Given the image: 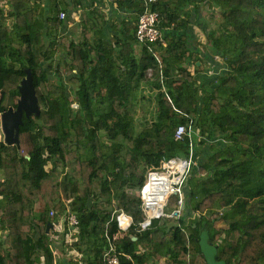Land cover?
I'll list each match as a JSON object with an SVG mask.
<instances>
[{"label": "trees", "instance_id": "16d2710c", "mask_svg": "<svg viewBox=\"0 0 264 264\" xmlns=\"http://www.w3.org/2000/svg\"><path fill=\"white\" fill-rule=\"evenodd\" d=\"M110 1L112 15L84 0H0V116L18 107L28 76L36 97L18 141L0 140V264H79L73 250L104 264L106 234L121 264H208L204 229L219 259L264 264V0H157L165 44L147 45L136 37L143 0ZM72 4L80 19L70 35L59 13ZM189 119L202 137L185 209L139 232L138 192L162 158L189 155L191 141L174 139ZM176 204L172 196L168 212ZM122 211L136 224L124 235Z\"/></svg>", "mask_w": 264, "mask_h": 264}, {"label": "built area", "instance_id": "2783aa9c", "mask_svg": "<svg viewBox=\"0 0 264 264\" xmlns=\"http://www.w3.org/2000/svg\"><path fill=\"white\" fill-rule=\"evenodd\" d=\"M98 1L105 6L111 5L110 0ZM156 1L157 0H143L145 9L139 17L136 28V37L140 45H147L158 41L165 44L163 32L159 28V13L151 9V5ZM59 17L60 19H65L67 17L66 11H61ZM154 56L160 69V79L162 80L163 90L167 93L168 88L164 81L165 75L161 58L157 53H154ZM146 73L148 76L152 75V69H148ZM196 136L202 137L196 130L192 119H189L187 123L178 125L174 132V139L176 141H184L188 138L191 141L192 148L190 149L189 155L184 157H164L161 159L158 167H153L148 170L146 180L138 192L141 199V211L143 216L142 220L137 224L139 232L150 229L153 221L156 219L164 217H181L186 206L184 188L192 169L197 163L194 158L193 146V139ZM210 140L213 141V139ZM172 196L177 197V204L171 212H168L167 209L169 208L170 198ZM50 215H54L53 210L50 211ZM114 217L117 220L120 235L128 233L132 225H136L133 217L123 211L119 213L114 212ZM53 224V228L58 230V224L55 222ZM78 224L79 220L76 214L70 213L68 216L67 229V239L69 241L73 240ZM106 237L108 240V247L103 255V263L121 264L120 255L116 250L112 237H110L109 234H106ZM73 253L78 256L79 264H86L84 261L79 260L81 254L78 251L73 250Z\"/></svg>", "mask_w": 264, "mask_h": 264}, {"label": "water", "instance_id": "95a60500", "mask_svg": "<svg viewBox=\"0 0 264 264\" xmlns=\"http://www.w3.org/2000/svg\"><path fill=\"white\" fill-rule=\"evenodd\" d=\"M27 78H28L27 79L28 85L30 88V91L28 94L29 101L24 95V88L22 86L21 88L22 96H21V100L19 102L18 107L15 109L13 108L9 109V111L4 112L1 117L3 131L6 136V140H5L6 142L13 143V142L18 141V135L16 134V132L18 129V125L21 121V115H22L23 110H25L27 113H30L36 110V97H35L32 83H31V78L30 76H28ZM88 203L90 206L92 205V198L88 200ZM55 223H58V222L56 221ZM53 225L54 224L52 222L48 223L47 232L51 228H53ZM199 244H200L201 251L204 254L208 264H228L227 261L221 260L218 258V247L209 240V232L207 229H204L201 232L200 238H199Z\"/></svg>", "mask_w": 264, "mask_h": 264}, {"label": "rangeland", "instance_id": "374dc122", "mask_svg": "<svg viewBox=\"0 0 264 264\" xmlns=\"http://www.w3.org/2000/svg\"><path fill=\"white\" fill-rule=\"evenodd\" d=\"M2 1H4V0H2ZM202 7L203 8L201 9V13L204 16V15H206V10L204 8L205 7L204 5ZM5 8H6V6H5ZM207 16H208V14H207ZM207 16H205V17L207 18ZM190 29H191L193 35L199 36L202 41L206 40V35L202 33L201 27L197 23H193L192 26H190ZM79 36L80 35H78V37ZM48 43H49V41H48ZM59 56H63V54L60 53ZM213 59H215V58H213ZM214 64H215V62L213 60L209 61L207 64V67H209L211 70V68H212V66H214ZM45 65L48 67V65L46 63H45ZM213 73H215L214 69H212L211 72H209L210 75H213ZM49 75H50V77L53 75V72L50 71V69H49ZM27 79L28 78H26V80H24L22 86L24 88V95L26 96L27 100L29 101V98H28L29 95L28 94H29L30 88H29ZM72 90L73 89L71 87H69V92H72ZM142 114H143V109L140 110L139 116H141ZM2 115H3V113L0 116V140H6V136H5V133H4L3 127H2V120H1ZM43 207H44V204L42 202H39L37 204L36 210L40 211L43 209ZM170 209H167V211H169ZM221 223H222V221H218V225L219 224L221 225Z\"/></svg>", "mask_w": 264, "mask_h": 264}, {"label": "crops", "instance_id": "0c3cea01", "mask_svg": "<svg viewBox=\"0 0 264 264\" xmlns=\"http://www.w3.org/2000/svg\"><path fill=\"white\" fill-rule=\"evenodd\" d=\"M87 7L90 8V7H96V6H100L101 8H103L104 10L107 11V13L111 12L110 15H112V11L111 9L113 10V7L110 5V6H105L104 4L100 3L98 0H84ZM48 3H49V0H44V5L45 6H48ZM73 5L72 4L70 6V11L67 12V17H66V20L68 22V29H64V32L66 34H70V35H73L74 33L77 34V23L80 19V9L78 8H75L74 9V12L71 11V9L73 8ZM80 7V6H79ZM200 63V62H199ZM58 227L60 228V226L62 225V223H60L58 221Z\"/></svg>", "mask_w": 264, "mask_h": 264}]
</instances>
